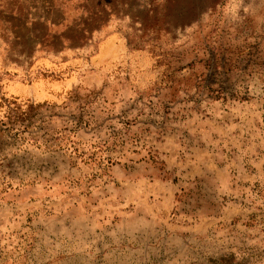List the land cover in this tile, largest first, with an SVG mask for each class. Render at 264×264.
Returning a JSON list of instances; mask_svg holds the SVG:
<instances>
[{
    "label": "rangeland",
    "instance_id": "obj_1",
    "mask_svg": "<svg viewBox=\"0 0 264 264\" xmlns=\"http://www.w3.org/2000/svg\"><path fill=\"white\" fill-rule=\"evenodd\" d=\"M0 264H264V0H0Z\"/></svg>",
    "mask_w": 264,
    "mask_h": 264
}]
</instances>
